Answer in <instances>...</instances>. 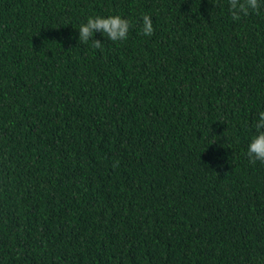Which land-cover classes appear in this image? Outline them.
<instances>
[{"label":"trees","instance_id":"obj_1","mask_svg":"<svg viewBox=\"0 0 264 264\" xmlns=\"http://www.w3.org/2000/svg\"><path fill=\"white\" fill-rule=\"evenodd\" d=\"M258 110L264 6L0 0V264H264Z\"/></svg>","mask_w":264,"mask_h":264},{"label":"clouds","instance_id":"obj_2","mask_svg":"<svg viewBox=\"0 0 264 264\" xmlns=\"http://www.w3.org/2000/svg\"><path fill=\"white\" fill-rule=\"evenodd\" d=\"M264 6V0H227V11L233 21L252 12H257ZM132 22L120 14L90 15L86 21L78 25V43L84 44L91 40L92 46L100 48L102 42L94 38L95 33L107 37L109 41H123L128 38ZM154 32L153 20L150 14L140 17V34L151 36ZM254 132L250 135L246 155L250 161L264 164V110H258L252 123Z\"/></svg>","mask_w":264,"mask_h":264}]
</instances>
